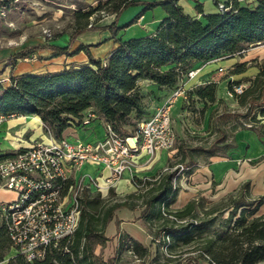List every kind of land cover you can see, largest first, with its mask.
<instances>
[{
	"label": "trees",
	"instance_id": "16d2710c",
	"mask_svg": "<svg viewBox=\"0 0 264 264\" xmlns=\"http://www.w3.org/2000/svg\"><path fill=\"white\" fill-rule=\"evenodd\" d=\"M181 0H106L103 6L116 17L129 5L144 4L143 8L123 27L136 23L146 11L160 7L164 17L154 31L141 37L115 39L113 49L101 59L92 56L89 45L80 44L72 49L76 35L83 30L110 28L113 24L97 26L87 22L92 11L75 12L76 25L67 45L44 42L25 47L14 55L23 59L34 52L49 49L53 55L70 56L83 51L87 63L70 65L55 72L25 73L9 76L6 86L0 85V115L37 116L45 130L56 140L62 138L69 126L79 127L87 110L109 125L121 138L137 131L139 120L147 113L145 99L156 97L155 92H145L141 81L157 90L169 91L186 77L191 69L219 58L231 57L250 47L264 44V0H224L223 10L202 14L197 18L187 14ZM196 1V0H194ZM10 0H0V9H6ZM197 9L202 13L201 5ZM84 19V23L79 22ZM246 63L236 64L231 74L246 70ZM257 72L245 80L248 85L235 97L239 106L264 103V60L255 64ZM234 84H230L232 89ZM217 83L198 85L191 91L205 103L216 102ZM152 114V113H151ZM257 115L264 118V106ZM255 116L253 117V119ZM146 119V118H145ZM249 127L252 124H248ZM264 141V131L255 130ZM224 132L216 138L207 151H212ZM11 153L0 154V160ZM191 173V170L186 172ZM175 172H166L154 182L148 178H135L136 195L141 199L138 218L149 233L150 242L156 243L153 253L128 233L122 231L114 212L134 204L120 199L101 198L100 192L84 190L79 198L80 214L76 229L69 237L49 246L41 259L26 262L13 248L9 235L0 224V262L5 264H114V258L102 260L94 254V247L109 240L105 229L110 221L115 223L116 253L130 250L140 264H200L203 258L209 264H264V214L258 210L264 204L262 196L252 197L250 182L240 184L235 194L222 197L209 208H201L202 216L195 212L200 204L195 199L173 209L178 187L173 185ZM152 184L148 188V185ZM112 189H109L111 192ZM227 210L221 226L211 229L218 212ZM150 232V231H149ZM191 247L196 254L185 252ZM184 248V249H183ZM11 253V255H9Z\"/></svg>",
	"mask_w": 264,
	"mask_h": 264
},
{
	"label": "rangeland",
	"instance_id": "374dc122",
	"mask_svg": "<svg viewBox=\"0 0 264 264\" xmlns=\"http://www.w3.org/2000/svg\"><path fill=\"white\" fill-rule=\"evenodd\" d=\"M33 1L34 0H31V2H29V0L17 1L18 4L20 3L24 6L22 9L24 12L23 15L16 16L18 23H20L21 25L17 26L18 24L16 25L15 23H13L11 26L12 38L10 39V41L12 46L19 47L22 46L24 43H32L36 40L41 42L56 41L54 42V45L59 46L67 45L70 40V33L76 25L77 18L75 17V12L77 11H92L91 15L87 18L88 23H92L93 25L97 26L110 25L114 23L113 29H115V31L111 30L110 28L83 30L82 32L78 33V35H76L75 41H73L71 47H76L80 43L85 44L88 43V41H92L91 39L95 38H91L90 36L96 34L95 36L100 37L97 39V41H101V43L97 46H89V49H91L93 54L97 56L101 55V53L102 55L103 53H106L110 49L112 43H114L113 41L115 39L120 38L124 40L132 37H139L137 36V34L139 35V33H134L137 27H132L133 24L127 27H123V25L128 23L136 15L143 8L144 4L129 5L122 9L116 17L113 13L109 12L104 6L99 10H95L99 3L104 5L106 0H53V4L43 0V4L53 6L52 10L43 11L42 13L37 14L31 8L33 6ZM156 8L163 12L160 7H155L153 9ZM151 10H146L145 12ZM6 16L7 15L5 14L0 18L7 19L8 21L10 14L8 17ZM11 17L12 19H14V16ZM79 22L84 23V19L81 18ZM44 30H46L47 32L45 33ZM1 42L2 41H0V43ZM74 43L76 44L73 46ZM59 56L61 57L56 59L55 62L52 61L53 63H48L51 69L55 70L61 67V65H63L64 62L62 58L65 55ZM35 57L36 58L33 59V61L38 59L36 55ZM239 58H242V60H247L244 61L247 64L246 70L240 74H231L232 70L236 68L235 65L238 64L237 62ZM262 60H264V44L250 47L239 54H235L230 58L224 59L220 63L229 65L232 62H237L232 66H228L226 71L224 72H214L212 75L203 79L201 84H198L205 85L211 81L217 83L215 103L209 104L198 99L194 94L191 93L193 88L198 85H193L187 90L186 99L182 101V105L171 111V125L176 136L175 144L172 149L166 151V156L164 157L162 163L155 167L153 175H150L148 177L143 176L140 178H148L151 180L150 182L153 183L154 180H156L160 174L172 171L175 172V186L178 187L179 191L177 193L175 202L171 205L173 209H177V207L182 204V201H186L183 200L181 196L183 195V192H187L193 185L196 184L195 182L193 183L191 179V176L195 174L196 170L202 168H204L205 170L207 167H209V165L213 163L214 160L217 161L219 159H222L223 157L227 158L231 155V152L235 151L236 134L238 132L251 131L257 135L255 130L264 131V118H261L259 115H257L258 108L264 106V103H253L246 104L244 106H239L235 97L229 96L227 93L230 84H234L235 82H239L236 85L244 84L246 87L248 83H246L245 80L250 76H254L252 74L255 72V70H257L255 64L261 63ZM186 80L188 79L184 77L182 80L179 81V83H185ZM143 82L144 84L149 83L146 81H142L139 83V85L142 86L143 91H152L155 93L159 91L156 88H149V86L144 85ZM165 94L167 95V92H164L162 95L153 97V99H155L156 102H159L164 96H166ZM148 98L144 101L145 104L148 106L147 113L141 118H139V120L149 117L150 114L154 111V108H149V105L147 104ZM149 102L153 103V101L151 100ZM254 116L255 118L253 119ZM250 123L252 124L251 127L248 126V124ZM222 131L224 132V139L222 141H219L212 151H207L211 143L221 135ZM42 132L43 138L45 136L48 137V134L43 126ZM26 133L27 131L23 132V134H21L20 136L13 135L9 139H7V142L1 141V143L4 144V147H2V149L0 148V152H11L6 149L8 148L6 146L8 142L10 144L18 143L19 145L23 146L22 140L28 138V133ZM261 143L262 145H264V141H262ZM260 161H264V156L258 158L256 161L248 163L250 166H254ZM237 168L239 169V164H237L236 162L231 164V169L236 170ZM188 170H191L190 174L186 173ZM224 170L225 168L221 169L219 173L221 181L224 180V176L228 171ZM202 180L203 178H201V181ZM217 181L218 179H215L210 182V193H206V195L202 194L205 191L204 189L195 191L192 199H195L197 203L200 204V208L196 209L195 211L198 216L203 215L201 212V208H209L212 203H216L220 200L211 199L214 195L215 186L219 184L217 183ZM131 185L128 183L119 185L118 183L112 188H108L104 191H101V198H109L111 201H116L120 199L126 200L130 204H134L135 209L130 210L126 207H121L119 209L125 208L135 213H140L141 199L139 197H136V195L144 193L145 190L138 191L136 190V187L134 185ZM150 186H152V184L148 185V188ZM239 186L240 184L238 185L237 189L239 188ZM109 189H112V191L109 192ZM237 189H235L233 192H229L224 197L231 193L235 194ZM254 191H261L260 196L264 198V177H261L260 181L255 183ZM12 198H14L12 192L0 187V202H6L8 200H11ZM260 212L264 213V204L260 206ZM132 216L134 220L139 219L138 217L136 218L135 215H131V217ZM216 216L217 218L211 229H217L219 226H221V220L227 216V210L218 212ZM116 219L119 223L120 220L117 216ZM141 222L143 229L145 230V234H147L149 238L148 245L150 246L151 252L153 253L156 243L150 242L151 237L149 233H152L154 231V227H151V229H147L146 225L143 223L142 220ZM112 224H114L115 226L114 222ZM111 226L112 225L110 224L107 225L104 233L106 236L109 237V240L102 245H96L93 250L94 254L99 256V258H101L102 260L114 258V264H140V262L133 256L130 250L122 251L121 253H116V234L112 235V233H110ZM137 236L139 237V235ZM191 250H193L191 247H187L184 249L185 252H190ZM191 252V254H196L195 251ZM9 255H11V253ZM7 258L8 257H6L5 260L0 262V264H5L7 262ZM200 264L209 263L203 258H201Z\"/></svg>",
	"mask_w": 264,
	"mask_h": 264
},
{
	"label": "built area",
	"instance_id": "2783aa9c",
	"mask_svg": "<svg viewBox=\"0 0 264 264\" xmlns=\"http://www.w3.org/2000/svg\"><path fill=\"white\" fill-rule=\"evenodd\" d=\"M223 9L224 4L219 2L217 10ZM4 15L5 9L1 8L0 16ZM33 59L34 56L23 58ZM197 71L198 68L189 70L186 79L193 78ZM244 88V84L234 85L227 93L236 96ZM186 92L184 83H179L129 137L121 138L107 124L103 136L95 141L63 137L56 140L46 129L48 137L17 148L0 160V187L14 194L10 201L0 203V224L5 227L14 251L31 262L43 258L49 246L72 235L84 190L101 192L112 188L125 172L130 173L135 186L136 158L145 156L148 163L158 151L173 148L176 136L170 113L178 99H186ZM13 117L0 115V125ZM94 119L95 114L87 110L79 127ZM86 165L97 167L99 173L83 171Z\"/></svg>",
	"mask_w": 264,
	"mask_h": 264
},
{
	"label": "crops",
	"instance_id": "0c3cea01",
	"mask_svg": "<svg viewBox=\"0 0 264 264\" xmlns=\"http://www.w3.org/2000/svg\"><path fill=\"white\" fill-rule=\"evenodd\" d=\"M17 1L18 0H10L8 7L5 9V14L7 15L6 17H8L10 14L8 21L7 19L0 18V41H2L0 43V85L1 86H6L9 83L10 74L20 75V74H25V73L35 74V73H44V72H55V71H59L63 69L64 67H68L70 65L76 66L78 64L87 63V56L85 55L83 51H79L78 53L72 56H64V57L62 56L63 57L62 59L64 62L63 65H61V67H59L58 69H55V70L51 69L48 63L55 62L56 59L60 58L61 56H54L49 49H46V50H40V51L34 52L31 55H29V56H34V57L36 55L38 58L37 60L26 61V60L17 58L15 59L14 65H12V60L14 59V55L18 51L22 50L25 47L41 45L44 43V42L36 40L32 43H24L22 46H19V47H15L11 45V41H10V39L12 38L11 37V34H12L11 26L13 23H15L16 25L18 24L17 26L21 25L20 23H18L16 16H21L23 15V12H24L22 10L24 6L21 5L20 3L18 4ZM42 1L43 0H34L32 2L33 6L31 8L36 14L42 13L43 11L52 10V7H53L52 5L43 4ZM44 1L50 2L52 4L54 3L53 0H44ZM215 1H224V0H196V1L181 0L180 3L183 6L184 11L187 14L197 17V18H201L202 14L215 13L217 11L216 6H215ZM29 2H31V0H29ZM198 3L201 5L202 13L197 9ZM11 16H14V19H12ZM163 17H164V13L161 12L158 8L143 13L137 19L136 23L132 25V27H137L134 33L136 34L139 33V35L137 34V36L139 37L152 33L154 29L156 28L157 24L159 23V21ZM95 35L90 36L91 38H95V39H91L92 41H88V43H85V44L89 46L99 45L101 41H97V39L100 37H97ZM54 42H49V44H54ZM75 44L76 43H74L73 46ZM80 44H83V43H80ZM79 45H77L76 47H78ZM114 46H115L114 43H112L110 49L106 53H103V55L101 53V55H97V56L93 54L91 49L89 50L92 56H94L95 58L103 59L108 55V53L113 49ZM76 47H72V49ZM227 58H230V57L219 58V59L212 60V61H209L201 65L198 68L196 75L193 78L185 81L184 87L188 90L193 85L201 84L203 79L212 75L214 72L216 71L218 73L224 72L226 71L228 66H232L233 64L237 62V61L232 62L229 65L220 63L221 61ZM241 61L244 62L247 60H242V58H239L237 63H242ZM219 68H224V71H219ZM256 72L257 70H255V72L252 75H254ZM249 78H251V76ZM144 85L149 86V88H155V86L152 85L151 83H146ZM170 91L159 90L155 94L156 96H159V95H162L164 92L165 93L167 92V95H168ZM166 96H164L159 102H156L155 99H153L152 97H149L147 100L148 101L147 104L149 105V108H154L155 110V108L163 101V99ZM150 100L153 101V103L149 102ZM183 100L185 99H178L175 105L172 107L171 111L181 106ZM42 126H43L42 122L37 116H15L13 118H8L0 125V143L1 141L7 142V139H9L13 135L20 136L21 134H23V132L27 131L28 134L27 133L26 134L28 138L25 140H22L23 146L19 145L18 143H13V144H10L9 142L7 143L6 146L8 148L6 149L8 151H11L10 153L12 155L17 148L29 146L35 140L46 138L45 135H44L45 137L43 138ZM103 133H104V123L101 119L96 118L92 122H90L89 125L84 126V127L69 126L63 131L62 137L68 138L71 140L81 139V140H86V141H95L101 138L103 136ZM261 142L262 141L257 137V135L251 131L238 132L236 134L235 151L231 152L230 156H228L227 158L223 157L222 159H219L217 161L214 160L213 163L209 165V167H207L205 170L204 168L198 169L196 170L195 174L191 176L192 182L193 183L195 182L196 184L193 185L190 188V190H188L187 192H183L184 196L182 195L181 198L186 201L184 202L182 201V204L179 205L177 209L181 208L190 199H192L196 190L204 189L205 191L202 193L204 195H206V193H210V188H209L210 182L215 179L216 180L218 179L217 183L219 184L215 186L214 195H213V198L211 199H221L229 192H233L235 189H237L239 184L245 181L250 182L251 195L260 196L261 191H258V192L254 191V188H255V183L259 182L261 177H264V161H260L256 163L254 166H250L248 162L256 161L258 158L264 156V145H262ZM3 145L4 144L2 143L0 144L1 149L2 147H4ZM166 151L167 150L158 151L155 154L154 158L148 163H145L146 162L145 156L137 157L135 160V167L133 169V174L139 178L143 176L148 177L150 175H153L155 167L157 165H160L164 157L166 156ZM235 162L239 164V169L237 168L238 170L231 169V164ZM224 168H225L224 171L226 170L228 171L226 172L224 176V180L221 181L219 173H220V170ZM83 171L92 173L94 175L99 173L98 168L93 165H86L83 168ZM201 178H203L204 181L203 180L201 181ZM118 183L119 185L125 184V183H128L131 185L132 182L130 178V173L125 172L122 178L118 181ZM257 213L264 214L260 212V208ZM114 214H115V217L117 216L118 219L120 220L119 227L122 231L131 235L133 238L138 240L144 246L148 245L149 238L147 234H145V230L143 229L141 220L140 219L134 220L133 216L131 217V215H135V217L137 218L139 215V212L135 213L133 211L123 208V209H117L114 212ZM112 223L113 221H110L108 225L109 224L112 225L110 233L114 235L115 226ZM106 233H109V232H106ZM137 235H139V237Z\"/></svg>",
	"mask_w": 264,
	"mask_h": 264
}]
</instances>
